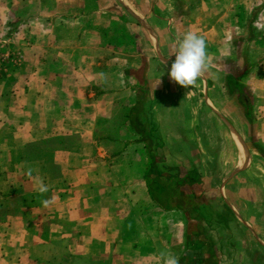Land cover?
I'll list each match as a JSON object with an SVG mask.
<instances>
[{
	"label": "crops",
	"instance_id": "0c3cea01",
	"mask_svg": "<svg viewBox=\"0 0 264 264\" xmlns=\"http://www.w3.org/2000/svg\"><path fill=\"white\" fill-rule=\"evenodd\" d=\"M188 31L210 68L183 88L168 73ZM257 162L264 0H0V264H223L226 236L174 198L164 210L151 180L172 198L159 180L178 172L158 164L199 180L181 187L221 176L229 208H264L263 180L239 186ZM246 223H229L237 246ZM244 239L264 254V233Z\"/></svg>",
	"mask_w": 264,
	"mask_h": 264
},
{
	"label": "rangeland",
	"instance_id": "374dc122",
	"mask_svg": "<svg viewBox=\"0 0 264 264\" xmlns=\"http://www.w3.org/2000/svg\"><path fill=\"white\" fill-rule=\"evenodd\" d=\"M93 3V1L91 2ZM76 8V3L71 2L70 6ZM232 100V98H230ZM242 108V107H241ZM243 110V109H242ZM245 116V115H244ZM117 129L112 130V136L115 137V133L117 132ZM110 134V136H111ZM151 134H155L152 133ZM227 137L230 136L233 140V136L231 134L226 133ZM111 136V137H112ZM243 137H247L249 142L256 143L255 141V134L251 135L249 133V130L247 131V134ZM162 163V162H161ZM164 163V162H163ZM251 163H247L245 166V170L248 172L250 170ZM260 163L257 162V167L254 169L253 172H256L259 177H253V181L249 179L248 176H246L239 186L247 185L245 188H243V191L249 192V185H258L260 184L259 180H263L264 182V171L260 170L259 167ZM158 168L161 169L162 172H169L171 174H175L178 172L177 180L167 181L165 178H161L162 184H165L168 186L169 192L167 194L172 196V199L174 198V202L177 205H180L181 207H184L187 210V214L189 216H194V214L198 213L201 217L205 218V220L208 223V228L214 227L216 229V232L214 233L215 239L217 241L223 239V236H226L227 242H226V249L225 254L221 253L223 256L221 258V261H223V264H264V254H261L258 249H253L252 245L247 243L245 241L246 236L253 235L254 231L258 234L264 233V208H252V209H243L239 208L238 210H233L229 208L227 205L228 203H224L221 197H219V188L218 183L221 179L224 177H214L211 176L209 178H206L205 182L202 186L196 185L194 188H188V187H181L180 186V180L182 178V175L179 174V170H169L165 167L163 164H158ZM186 168V167H185ZM148 171H152V168H148ZM185 172V171H182ZM257 178V179H256ZM216 185V186H213ZM210 187V188H209ZM264 190V187H263ZM239 194V195H237ZM236 195L232 193L229 194L230 200H235L238 202V204L242 205L244 203H247L248 200H245L244 197H241V193H237ZM233 196V198H232ZM234 200V203L237 202ZM244 202V203H243ZM250 204V202H249ZM198 207V210L194 208ZM235 212V214H234ZM195 217V216H194ZM236 217H240L241 219L238 220ZM231 222H247L249 223V226L246 227L244 232H246V235L241 234V242L238 240V246L237 243H234L235 237L236 239L237 235H235V232L233 229L230 228L229 223ZM211 224V226H209ZM263 227V228H262ZM223 230V231H222ZM253 232V233H252ZM213 237V238H214ZM224 242V241H223ZM237 246V247H236ZM213 248V247H212ZM260 249V248H259ZM186 250H194L192 247H187ZM261 250V249H260ZM219 251H223L222 247H219ZM186 264H193L191 261H186Z\"/></svg>",
	"mask_w": 264,
	"mask_h": 264
},
{
	"label": "clouds",
	"instance_id": "9594fccd",
	"mask_svg": "<svg viewBox=\"0 0 264 264\" xmlns=\"http://www.w3.org/2000/svg\"><path fill=\"white\" fill-rule=\"evenodd\" d=\"M209 68L205 38L193 31L186 32L177 42L174 60L171 62L168 73L171 80L183 88H189L194 86ZM28 174L31 175V169ZM39 190L46 192L47 188L41 185ZM42 203L47 207L51 201L44 200ZM160 257L163 264H178L177 258L170 253L161 252Z\"/></svg>",
	"mask_w": 264,
	"mask_h": 264
},
{
	"label": "trees",
	"instance_id": "16d2710c",
	"mask_svg": "<svg viewBox=\"0 0 264 264\" xmlns=\"http://www.w3.org/2000/svg\"><path fill=\"white\" fill-rule=\"evenodd\" d=\"M245 73H246V71H244L242 75H244ZM233 85H235V84L234 83L231 84V86H233ZM141 100H142V97L139 96V98H138L139 103L141 102ZM151 163L155 164L154 158L151 160ZM165 179L168 180L169 177H165ZM157 183H158L157 178H154L153 180H151V184H150L151 198L166 211H171L173 209H176V206L170 203V200L172 198H168V197L162 198L160 196L159 185ZM181 183H182V185H185V184L193 185L194 183H199V180L196 177L188 175V176L184 177L183 179H181ZM161 191H162V189L160 190V193H161ZM158 194H159V196H158ZM164 200H166L167 203L168 202L169 203L167 205H164ZM178 209H181V211H183L182 208H178ZM196 234H197V231H196Z\"/></svg>",
	"mask_w": 264,
	"mask_h": 264
},
{
	"label": "bare ground",
	"instance_id": "6f19581e",
	"mask_svg": "<svg viewBox=\"0 0 264 264\" xmlns=\"http://www.w3.org/2000/svg\"><path fill=\"white\" fill-rule=\"evenodd\" d=\"M125 3V0H122Z\"/></svg>",
	"mask_w": 264,
	"mask_h": 264
}]
</instances>
